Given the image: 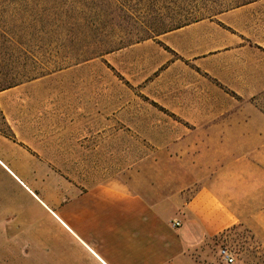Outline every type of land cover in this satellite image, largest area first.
Here are the masks:
<instances>
[{
    "label": "crops",
    "instance_id": "0c3cea01",
    "mask_svg": "<svg viewBox=\"0 0 264 264\" xmlns=\"http://www.w3.org/2000/svg\"><path fill=\"white\" fill-rule=\"evenodd\" d=\"M115 60L131 93L123 80L116 83L115 107H92V125L115 128L118 161L123 130L139 150L140 130L153 128L149 116L158 107L177 131L163 141L148 134L145 143L163 144L166 159L179 168L165 170V195L151 168L133 165L52 204L67 225L68 264H226L210 243L238 225L264 241V0L119 48ZM39 83H21L0 97ZM99 138L86 141L85 160L108 159V139ZM28 155L23 142L0 132V165L9 174L25 176L19 165L30 163Z\"/></svg>",
    "mask_w": 264,
    "mask_h": 264
},
{
    "label": "rangeland",
    "instance_id": "374dc122",
    "mask_svg": "<svg viewBox=\"0 0 264 264\" xmlns=\"http://www.w3.org/2000/svg\"><path fill=\"white\" fill-rule=\"evenodd\" d=\"M243 1L117 0L113 15L108 2L114 0H88L90 4L103 3L106 11L96 16V9L88 10L92 19L85 21L84 34L64 31L43 35L37 53L43 67L38 77L41 83L28 85L22 92L17 86L5 100L0 97V132L23 142L30 159V163L19 165L26 175L17 178L0 165V264H68L71 247L67 225L55 216L52 204L63 205L75 193L105 179L108 171L114 173L121 166L126 171L133 165L151 168L158 191L167 194L163 174L168 168L178 169L179 163L166 159L163 144L145 143L148 134L163 141L168 133L177 131L165 121L160 108L149 116L156 121L153 128L140 130L139 150L131 144L130 130H123V155L119 158L118 147V161L115 140L111 139L115 128L101 129L96 126L99 122L93 126L89 112L101 103L105 108L115 107L116 83L121 80L125 94L131 93V83L116 68L119 48ZM71 2L77 4L75 0H39L36 4L39 12L50 15L65 13ZM105 13L117 19L111 21ZM126 13L133 20L122 19ZM2 19L0 25L5 21L12 24L8 14ZM143 115L147 120L148 114ZM100 136L108 139L104 149L108 159L100 161L97 154L85 160L86 141L91 139L94 144ZM220 246L233 252L234 264H264V241L256 238L249 226L238 225L215 238L210 243L214 255Z\"/></svg>",
    "mask_w": 264,
    "mask_h": 264
},
{
    "label": "trees",
    "instance_id": "16d2710c",
    "mask_svg": "<svg viewBox=\"0 0 264 264\" xmlns=\"http://www.w3.org/2000/svg\"><path fill=\"white\" fill-rule=\"evenodd\" d=\"M38 1L0 0V21L7 14L8 18L11 16L12 19V24L5 21L0 25V91L42 75L43 67L39 65L37 53L44 34L48 37L56 32L64 31L84 34L85 21L92 19L88 10L96 9L94 10L96 16L106 11L103 3L91 2L90 4L88 0H75L77 4L73 5L74 2H71V7L65 13L43 15L37 10ZM116 2L117 0L108 2L113 15L116 14ZM105 15H108L111 21L117 19L109 13ZM133 18L128 13L122 17V19L131 20Z\"/></svg>",
    "mask_w": 264,
    "mask_h": 264
},
{
    "label": "built area",
    "instance_id": "2783aa9c",
    "mask_svg": "<svg viewBox=\"0 0 264 264\" xmlns=\"http://www.w3.org/2000/svg\"><path fill=\"white\" fill-rule=\"evenodd\" d=\"M175 225H178V222H176ZM218 257L226 264H234L235 257L227 246H220L218 248Z\"/></svg>",
    "mask_w": 264,
    "mask_h": 264
}]
</instances>
